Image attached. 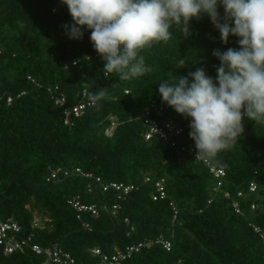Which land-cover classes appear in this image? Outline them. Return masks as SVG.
Instances as JSON below:
<instances>
[{"label":"trees","instance_id":"obj_1","mask_svg":"<svg viewBox=\"0 0 264 264\" xmlns=\"http://www.w3.org/2000/svg\"><path fill=\"white\" fill-rule=\"evenodd\" d=\"M60 2L0 0V216L20 223L19 236L33 233L43 246L57 243L81 262L98 261L93 248L112 254L163 236L172 243L170 250L152 243L121 264H264V244L249 225V221L264 225V166H258L264 155V124L245 118L238 143L211 158L227 173L217 192L214 176L202 162L177 145L144 137L146 108L160 121L181 126L188 122L162 101L159 83L175 75L191 80L189 73L197 68L215 80L220 60L213 52L238 49L239 38L230 35L225 44L203 15L190 21L187 38L174 26L170 40L144 50L151 73L126 81L115 74L105 78L91 31L83 28L82 38L70 39L74 21ZM180 59L186 65L176 68ZM101 87L108 95L98 107L87 105L79 116L65 113L82 101L83 91L88 96ZM49 89L65 96L63 107ZM111 116L116 125L108 135ZM75 167L93 177L72 174L47 181L51 169ZM146 176L152 181L145 182ZM159 177L166 180L167 198L153 200ZM96 178L135 187L119 198L115 189L104 190ZM251 180L259 185L258 196L247 191ZM239 189L247 194L240 200L243 214L232 206ZM225 190L231 192L230 198L224 196ZM74 197L82 205H95L98 214L75 208L69 202ZM256 197L259 207L252 210L250 202ZM36 219L42 226L34 225ZM41 262L30 249L5 254L0 246V264Z\"/></svg>","mask_w":264,"mask_h":264},{"label":"clouds","instance_id":"obj_2","mask_svg":"<svg viewBox=\"0 0 264 264\" xmlns=\"http://www.w3.org/2000/svg\"><path fill=\"white\" fill-rule=\"evenodd\" d=\"M74 21L70 39L81 29L104 61L103 76L126 81L153 71L142 55L154 44L172 38L171 29L190 35V21L207 15L227 44L238 37L239 48L215 50L220 60L216 79L203 68L189 77L174 76L159 83L162 101L191 118L189 136L196 159H211L231 149L244 134V119L264 124V0H62ZM222 6L221 17L218 8ZM67 30L68 25L64 26ZM75 63V62H74ZM186 65L180 59L176 68ZM101 87L88 94L93 107L107 97Z\"/></svg>","mask_w":264,"mask_h":264},{"label":"built area","instance_id":"obj_3","mask_svg":"<svg viewBox=\"0 0 264 264\" xmlns=\"http://www.w3.org/2000/svg\"><path fill=\"white\" fill-rule=\"evenodd\" d=\"M60 5L63 6L64 3L60 2ZM220 10L224 13V9L222 6L219 7ZM57 10V6L53 8V12ZM2 49L0 48V61H1ZM75 62V63H74ZM77 61H73V64H76ZM67 67V64H65ZM29 78L34 82L30 76ZM39 86V85H38ZM58 89V87H56ZM55 89V90H56ZM51 92V97L55 101V103L61 107L65 105L66 98L63 94H57L52 89H49ZM24 93V92H23ZM12 102V97L7 98V103L10 104ZM87 105H91L87 96V92L83 91V99L78 104L74 105L72 109L65 110V113L68 115L73 112L75 116H79L83 113ZM150 108H146L143 115V121L146 124V132L145 139L150 140L154 137L158 139L170 143L171 145H177L180 147L181 152H185L188 155L192 156L196 159L197 150L195 148V142L189 136V132L191 131L189 125L191 123V118H188V122L186 126H181L177 122L173 120H164L160 121L151 116ZM113 120L111 123V127L106 130V134L112 135V130L116 125V121L113 116H111ZM68 122V117L65 120V123ZM197 161L202 162L208 169L209 172L214 176L215 185L213 186V191H219L223 185L226 183L227 173L224 168L217 166L215 162L211 159H196ZM258 166H264V155L260 159ZM72 174H77L79 176L85 178H92L93 175L89 172H85L80 167H75L74 169H51L49 175L47 176V181H57L66 177H69ZM96 181L103 185V189L107 190L108 188H113L118 192V197L123 198L127 195L132 189H134V185L132 184H124L111 182L109 184H105L101 182L100 178H96ZM145 182H151L152 179L150 176H146L144 179ZM1 187V182H0ZM247 191L251 195L258 196L259 185L255 180H251L247 184ZM246 192L242 189L237 190L235 198L232 200V206L234 210L243 214V210L241 209L240 200L246 197ZM224 196L226 198L231 197V192L229 190L224 191ZM153 200H163L167 198L166 192V180L164 177H159L154 181V192H153ZM256 197L250 202V208L252 210H256L259 207V201ZM264 201V196L261 197ZM211 201V200H210ZM209 201V202H210ZM73 203L74 207L78 210H89L94 214H98L97 208L95 205L86 206L82 205L79 202L78 197H74L69 201ZM173 205V202H170ZM118 205H114L113 209L116 210ZM178 211L175 210L173 218H177ZM128 222V219H125ZM35 226H39L34 224ZM249 225L252 227L253 231L257 234V236L262 240L264 244V225L258 224L255 221H249ZM88 227V225H85ZM134 227H131L133 230ZM22 231V227L20 223L15 220L13 217L2 218L0 216V246H2L5 254H11L15 251L24 252L26 249H30L36 255L42 258V262L40 264H121L123 261L131 258L136 252L140 251L143 247L149 246L152 243L161 244L166 250H170L172 243L164 238L163 236H159L154 240L148 241H140L135 244L127 245L123 249H116L112 254H106L99 248H93L91 252L98 256V261L95 263H87L81 262L77 260L71 252L65 250L61 245L55 243L52 245L43 246L40 243L35 242L34 234L30 233L27 236H19Z\"/></svg>","mask_w":264,"mask_h":264},{"label":"rangeland","instance_id":"obj_4","mask_svg":"<svg viewBox=\"0 0 264 264\" xmlns=\"http://www.w3.org/2000/svg\"><path fill=\"white\" fill-rule=\"evenodd\" d=\"M35 224H37V225H41L42 226V223L38 220V219H36V221H35Z\"/></svg>","mask_w":264,"mask_h":264}]
</instances>
